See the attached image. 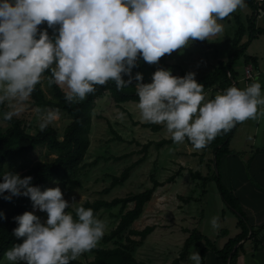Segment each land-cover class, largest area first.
Segmentation results:
<instances>
[{
	"label": "clouds",
	"instance_id": "1",
	"mask_svg": "<svg viewBox=\"0 0 264 264\" xmlns=\"http://www.w3.org/2000/svg\"><path fill=\"white\" fill-rule=\"evenodd\" d=\"M245 7L246 0H0V106L7 109L0 111V122L32 111L41 130L55 126L62 119L59 108L29 103L45 78L64 90L69 104L84 100L97 85L113 81L121 90L134 80L140 119L163 125L173 143L187 140L203 149L236 123L257 118L264 106L261 83L233 85L206 99L194 72L179 77L160 68L143 83L142 73L132 69L138 58L156 64L164 54L222 34L219 21ZM44 23L46 28L38 27ZM32 179L0 171V198L24 196L34 211L46 213L43 222L29 211L13 217L12 233L23 239L4 251L9 264H70L94 249L105 222L92 208L65 200L59 186L41 190ZM74 205L73 215L68 209ZM209 225L219 229L220 218L212 216ZM188 259L202 264L197 251Z\"/></svg>",
	"mask_w": 264,
	"mask_h": 264
},
{
	"label": "rangeland",
	"instance_id": "2",
	"mask_svg": "<svg viewBox=\"0 0 264 264\" xmlns=\"http://www.w3.org/2000/svg\"><path fill=\"white\" fill-rule=\"evenodd\" d=\"M244 9L238 8L234 15L219 21L224 26L223 33L204 40L205 46L191 42L183 49L175 50L167 55L164 66L160 60L156 64H148L138 59L137 67L132 69L133 74L142 73L143 83H150L152 74L160 68L171 70L172 75L175 76L185 75L189 71L195 73V79L203 76L211 71L218 61L228 59L236 30L233 16H240L242 23L246 25ZM259 26L264 27V25ZM38 27L46 28V23ZM47 31L54 34L52 29ZM262 41L264 38L253 44L251 51L262 45ZM246 55L249 56L250 52H246ZM233 70L243 75V58L233 64ZM218 92L220 93L218 88H212L205 92V98L211 99ZM29 103L31 104V100ZM118 113H123V117L120 118ZM18 118L24 122L28 133L35 134L40 130L36 113L28 111ZM69 122L70 118L62 113V119L55 126H50L57 131L59 139L62 138L63 131ZM145 123L147 122L140 119L135 102L116 105L110 95L104 93L94 103L89 130L90 145L83 168L76 175L55 179L48 188L59 186L65 200L69 203L77 202L85 207L87 202L111 201L114 198L140 193L152 187L150 179L154 177L161 186L155 190L150 202L145 206L146 212L132 227L142 230L150 226L158 228V232L148 236L146 241L136 248L134 258L144 264H170L181 251L183 240L179 239V236L186 228L197 229L203 235L205 234L218 249H221L238 232V230L235 231L237 218L223 204L214 182L206 184L203 191L200 181L191 177L194 172L207 173L208 167H211L212 153L204 148L196 150L187 141L171 142L157 148L156 143L163 139H171L170 134L163 125H159L160 130L153 131L151 128L143 127ZM7 128L6 122H0V130L4 131ZM116 137L121 140H117ZM146 145L148 148L144 151ZM59 155L45 146H40L27 155L9 158L4 168L21 177L35 163L51 161ZM116 158L120 159L116 160ZM141 158L144 159L143 162L131 171L123 185L110 188L113 176H119L126 167ZM197 199L199 201H196ZM187 203H192L193 208L187 210L185 208ZM75 206L68 209L73 215ZM131 207L132 205L129 204L126 209ZM31 212L40 217L41 222L46 219V213L33 209ZM119 213V206L97 212V217L105 222L104 235L115 228ZM214 215L220 218L221 224V227L215 231L209 225V219ZM226 233L227 236H225ZM135 239L138 240V238ZM96 247L111 248L113 244L104 245L99 241ZM193 251L199 253V247H192L190 253ZM92 259L93 255L88 251L76 260L89 263ZM255 263L264 264L263 257ZM0 264H9V262L3 257ZM188 264H191L190 260Z\"/></svg>",
	"mask_w": 264,
	"mask_h": 264
},
{
	"label": "trees",
	"instance_id": "3",
	"mask_svg": "<svg viewBox=\"0 0 264 264\" xmlns=\"http://www.w3.org/2000/svg\"><path fill=\"white\" fill-rule=\"evenodd\" d=\"M264 4V3H263ZM263 4H257L252 0H246V5L253 10ZM231 16V14L229 15ZM228 17V16H227ZM226 18V17H225ZM236 25V30L233 35L231 50L226 61H218L216 66L196 79L198 83L204 85V92L218 88L220 93L230 86L239 87L238 75L233 70V64L239 59H244L245 65H252L257 69V60L255 57L245 56V52L250 43L257 36L264 33V29L256 26L254 13L246 18V25L242 23L238 15L233 16ZM50 37L54 34L48 32ZM247 34V35H246ZM193 43H200L205 46V41L196 40ZM164 54L159 60L164 66L166 56ZM139 59V58H138ZM230 73V75H229ZM49 74L45 73V77ZM181 74L179 77H183ZM127 79V78H123ZM242 82V81H241ZM135 81L128 88L117 90L113 81H108L105 85H97L96 91L86 96L82 101L76 103H66L64 100V90L55 83L49 84L47 78L43 79L36 86L31 97V104L40 108H59L62 113H65L70 122L65 127L62 138L59 139L57 131L52 127H47L43 130H38L35 134L27 132V127L24 122L14 117L11 121H7L8 128L4 131L0 130V171L5 170V163L9 158H17L22 155H27L34 151L37 147L45 146L48 150L60 154L57 158L51 161L37 162L31 166L21 178L31 176L33 186H39L41 190L49 187V184L55 179L76 175L82 168L83 162L88 151L89 130L91 126L92 111L97 98H100L104 93H108L116 105H121L126 102L137 103L138 97L135 94ZM7 110L6 107L0 106V111ZM238 122L227 133H221L216 136L213 141L204 149L212 153L211 167H208L207 173L194 172L191 174L193 179L200 181L202 190L206 184L214 182L217 192L223 204L236 216V227L239 229V234L230 238L221 249H218L213 242L206 236L200 233L197 229H193L188 233L184 240L181 251L170 264H188L190 249L199 247V254L202 257V264H205L207 253H212L219 258L222 264H236L238 257L243 253L242 242L249 236L253 243L254 250L258 249L256 237L264 230H254L249 227L244 212L241 209V204L237 197L222 183L221 173L219 170L221 159L230 154L232 151L229 148L230 141L235 134ZM145 128H151L153 131L161 129L159 125L145 123ZM117 140H121L116 137ZM187 141V140H186ZM172 142L171 139H163L156 143L157 148L168 145ZM187 143L191 145L188 141ZM148 145L144 146V151ZM144 158V157H143ZM143 158L126 167L119 176H113L110 183V188L123 185L129 178L131 171L143 162ZM120 158H116L119 160ZM201 161V160H200ZM152 187L137 194H129L123 198H114L111 201L96 200L93 203H86V208H92L94 214L101 209H111L119 206L118 223L114 229L104 235L100 240L102 244H113L111 248L95 247L89 252L93 255V259L89 263H83L75 260L70 264H144L137 261L133 254L137 247H140L147 237L153 232L154 227L147 226L142 230H136L132 226L137 222L143 214L145 206L150 202L155 190L161 184L154 178L150 179ZM108 190V189H107ZM106 190V192H108ZM204 193V192H202ZM7 194V193H5ZM131 204L130 209L126 207ZM32 204L29 198L24 196L13 197L10 201H5L0 198V212L4 213V219H0V262L3 259V253L13 244H18L21 239H17L12 230L17 226L13 217L22 214L25 211H32ZM126 209V210H125ZM135 238H138L136 240Z\"/></svg>",
	"mask_w": 264,
	"mask_h": 264
},
{
	"label": "crops",
	"instance_id": "4",
	"mask_svg": "<svg viewBox=\"0 0 264 264\" xmlns=\"http://www.w3.org/2000/svg\"><path fill=\"white\" fill-rule=\"evenodd\" d=\"M234 13H231V15H234ZM252 13H254L256 19V26L264 29V27L259 26L264 25V10L261 5L257 7L256 12H253L246 5L243 11L245 17L251 16ZM263 38L264 33L257 36L246 50V52H250L249 56L256 58L257 69H254L250 64H244V69L252 67L255 77L252 81L245 83L241 82L243 75L237 73L240 88H244L258 80L261 83L262 91H264V41H262V45L251 51L253 44L263 40ZM261 109H264V106L258 108L257 118L245 120L238 126L229 144L232 152L221 159L219 166L222 183L237 197L249 227L254 230H261L264 226V110ZM185 208L187 210L192 209V203H187ZM144 212L146 211L144 210ZM191 230L187 228L182 230L179 239L184 242ZM237 230L238 232L235 233L234 237L239 234V229L235 224V231ZM155 232H158V228L154 227L151 234ZM204 236L206 235L204 234ZM225 236H227V233ZM256 240L259 244L257 250H254L253 247L255 240H251L249 236L242 242L243 253L238 257L236 264H256V260L261 257L264 260V230H261ZM205 264L222 263L217 256L207 253Z\"/></svg>",
	"mask_w": 264,
	"mask_h": 264
},
{
	"label": "built area",
	"instance_id": "5",
	"mask_svg": "<svg viewBox=\"0 0 264 264\" xmlns=\"http://www.w3.org/2000/svg\"><path fill=\"white\" fill-rule=\"evenodd\" d=\"M253 2L257 3V4H263L264 0H252ZM255 77V73L252 69V67H246L244 69V73H243V77L242 80L243 82L247 83L249 81H252Z\"/></svg>",
	"mask_w": 264,
	"mask_h": 264
}]
</instances>
